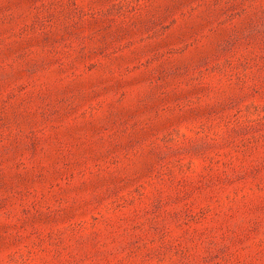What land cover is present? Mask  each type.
I'll use <instances>...</instances> for the list:
<instances>
[{"label": "rangeland", "instance_id": "rangeland-1", "mask_svg": "<svg viewBox=\"0 0 264 264\" xmlns=\"http://www.w3.org/2000/svg\"><path fill=\"white\" fill-rule=\"evenodd\" d=\"M0 264H264V0H0Z\"/></svg>", "mask_w": 264, "mask_h": 264}]
</instances>
